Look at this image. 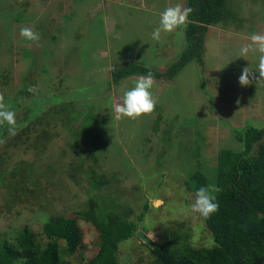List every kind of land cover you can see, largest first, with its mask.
I'll list each match as a JSON object with an SVG mask.
<instances>
[{
	"label": "rangeland",
	"instance_id": "374dc122",
	"mask_svg": "<svg viewBox=\"0 0 264 264\" xmlns=\"http://www.w3.org/2000/svg\"><path fill=\"white\" fill-rule=\"evenodd\" d=\"M6 1L0 0V67L8 69L7 81L0 83V94L6 105L16 94L26 99L25 104H31L33 98L44 93H59L60 98L72 101L85 113L94 110L103 119L97 130L107 153L101 160V171L109 184L101 195L113 198L121 209L129 207L132 212L127 218L135 220L138 230L152 242L186 238L185 242L195 246H211L213 240L203 217L191 210L195 191L185 181L191 173L200 171L212 185L211 165L217 152L239 148L237 130L264 126V100L262 105H251L239 80V87L230 89L232 97H218L219 88L223 91V84H229L226 81L232 77L228 72H234L233 77L238 79L247 62L246 56H240L244 45L236 42L240 38L224 34L219 41L214 39L213 30L206 43V31L204 64L190 62L171 80L155 78L154 111L136 119L117 120L114 104L142 74L113 84L109 83L112 69L135 61L165 72L185 45L184 29L162 32L159 42L152 39V32L165 8L177 3L186 7L185 0H121L119 6L110 4L117 0H29L25 10H14ZM228 4L231 16L222 22L225 27L264 34V0H228ZM107 5L113 8L112 14L116 13L114 18L106 11ZM44 25L48 31L39 28ZM25 26L39 33V42L20 36ZM255 54L259 53L250 51L247 59L255 58ZM218 60L222 66L219 72L215 68ZM26 85L35 86V93L27 89L22 93ZM49 131L40 149L25 150L22 145L6 149L3 168L23 160L32 162L41 176V190H33L29 180L25 192L17 189L10 193L0 186V240L10 239L25 224L39 231L49 214L74 216L92 194L86 179L75 182L67 175L70 163L77 161L70 133L59 124ZM146 203L148 208H144ZM141 212L143 218L138 221ZM78 221L86 245L84 254L89 258L97 249L96 230ZM142 242L135 234L121 242L119 261L148 264L152 255ZM72 262L80 264L77 257Z\"/></svg>",
	"mask_w": 264,
	"mask_h": 264
},
{
	"label": "trees",
	"instance_id": "16d2710c",
	"mask_svg": "<svg viewBox=\"0 0 264 264\" xmlns=\"http://www.w3.org/2000/svg\"><path fill=\"white\" fill-rule=\"evenodd\" d=\"M28 1L8 0L14 10H25ZM228 5V0H187L186 7L193 11L187 27H183L185 45L176 60L167 65V70L161 72L135 61L125 63L114 68L109 83L118 84L128 76L148 72L155 78L171 80L190 62L204 64L205 33L210 26L231 16ZM15 20L20 21V18ZM39 28L49 29L46 25ZM7 73V68L0 67V83L7 81ZM58 80H61L60 74ZM28 87L26 85L22 93L27 92ZM11 98L7 105L16 113V134L9 135L7 124L0 126V140L4 141L0 143V186L10 193L17 189L25 192L28 188L25 182L29 180L33 190L40 192L41 176L32 162L23 160L3 168L6 149L20 145L25 150L40 149L46 136L51 134L49 129L59 124L70 133L77 159L70 163L72 167L67 175L75 182L86 179L92 194L84 208L74 211V216L60 212L49 214L39 231L25 224L10 239H1L0 264H75L74 257L80 264H122L117 255L119 244L131 238L138 226L135 220L127 218L132 212L129 207L121 209L113 198L101 195V190L109 184L101 171V160L106 159L107 154L100 143L103 136L97 130L102 117L94 110L85 113L75 108L72 101L60 98L59 93H44L33 98L31 104H25L26 99L18 94ZM235 136L240 143L238 149L223 148L216 154L215 163L211 165V169L214 168L212 185L200 171L191 173L185 181L195 192L200 187L220 189L214 193L218 210L207 218L202 216L212 245L195 246L185 242L186 238L183 241L170 238L162 244L153 242V247L142 242L152 255L148 264H264V126L249 125L237 130ZM50 168L56 171L55 167ZM79 173L83 175L77 177ZM144 208H148L147 203ZM137 218L142 221L143 212ZM79 219L96 230L97 249L89 258L84 254L86 245Z\"/></svg>",
	"mask_w": 264,
	"mask_h": 264
},
{
	"label": "clouds",
	"instance_id": "9594fccd",
	"mask_svg": "<svg viewBox=\"0 0 264 264\" xmlns=\"http://www.w3.org/2000/svg\"><path fill=\"white\" fill-rule=\"evenodd\" d=\"M192 11V8L185 7L181 3L165 8L160 13L158 26L152 32V39L159 42L162 32L171 33L181 27H187L188 17ZM20 36L32 42H39L40 40L39 33L34 28L27 26L20 29ZM249 40L250 43L241 46L240 56L244 57L250 51H258L260 53L258 71L253 72L249 67L243 68L238 78L241 86L250 84V77L255 78L257 73L259 74V78H264V34L253 33L250 35ZM154 84L155 77L151 72L138 77L134 82V86L126 90L119 98V101L114 104L113 111L116 119H136L153 112L157 104V100L154 98L152 92ZM28 91L35 93V86H30ZM5 124L8 126L9 135L14 136L16 134V113L6 105L4 96L0 94V126ZM3 142L0 140V143ZM219 191L220 189L218 187H200L194 194V202L191 204V210L205 218L215 213L219 205L215 202L216 196L214 193H218Z\"/></svg>",
	"mask_w": 264,
	"mask_h": 264
},
{
	"label": "crops",
	"instance_id": "0c3cea01",
	"mask_svg": "<svg viewBox=\"0 0 264 264\" xmlns=\"http://www.w3.org/2000/svg\"><path fill=\"white\" fill-rule=\"evenodd\" d=\"M186 1L187 0H185V3H186ZM98 2L104 3V2H107V0H100ZM121 2H122L121 0H117L115 2H113V1L110 2V4L112 6L113 5L119 6L120 4H122ZM105 8H106V11H109V13L111 14V17L114 18V16L116 15V13H113L112 14V12H114L113 8L108 7V5ZM149 9H151V8H149ZM106 17H107V14H106ZM213 30L216 32V36H214V39H216V40L222 41V36L225 34V35L237 36L240 39L238 41H236V42L241 41V42H243L244 45L247 44V43H250L249 37H250L251 34H248L247 32L242 31V30H238L237 31V28L232 29V28L225 27L223 23H222V26H220L219 24H217V25L210 26L208 28L207 33H206V36H205L206 43H207V39H209L208 34L210 33V31H213ZM256 33L261 34V31H258ZM236 42H234V43H236ZM205 48H206V52H207L209 50L208 44H207V46H205ZM255 52L259 53L258 51H255ZM259 56H260V53L259 54H255V58H253V59H247V55H246L247 62L245 63L244 68L245 67H249V69L251 71L257 72L258 71V64H259ZM230 58H231V55H229V57L227 59L230 60ZM215 65H216L215 68L219 72V66H221L220 60L216 61L215 62ZM233 66L235 67V65H233ZM231 72L232 71H229L228 74H230V76L233 77L234 72H233V75L231 74ZM241 73L242 72H240V74ZM232 77H229V79L226 81L229 84H226V83L223 84L224 85V87H223L224 90L223 91H222L221 88H219V92H218L219 93L218 94V97L219 98L222 99V98H225V97L226 98L232 97L231 96L232 93L230 92V89L232 88V90L235 91L236 87L237 86L239 87V85H238V79H235L234 77L233 78ZM250 80H251V83L250 84H248L247 86H242L243 87V93H244L243 95H244L245 98L248 96V98H250V100H252L250 102L251 105H253V106L262 105L263 103H261V102H262V100H264V78H259V74L257 73L255 75V78L250 77ZM215 83H218V82L215 81ZM258 90H261V92H260L259 95L257 94V91ZM221 91L224 94H222Z\"/></svg>",
	"mask_w": 264,
	"mask_h": 264
},
{
	"label": "water",
	"instance_id": "95a60500",
	"mask_svg": "<svg viewBox=\"0 0 264 264\" xmlns=\"http://www.w3.org/2000/svg\"><path fill=\"white\" fill-rule=\"evenodd\" d=\"M136 236L139 237V239H141L143 242L147 243L148 245L153 247V242L149 239L148 236H146L142 231L137 230L135 232Z\"/></svg>",
	"mask_w": 264,
	"mask_h": 264
}]
</instances>
